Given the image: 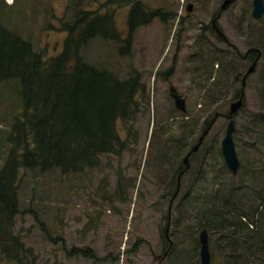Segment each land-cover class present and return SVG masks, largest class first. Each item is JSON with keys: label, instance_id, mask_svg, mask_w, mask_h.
Masks as SVG:
<instances>
[{"label": "rangeland", "instance_id": "374dc122", "mask_svg": "<svg viewBox=\"0 0 264 264\" xmlns=\"http://www.w3.org/2000/svg\"><path fill=\"white\" fill-rule=\"evenodd\" d=\"M106 1L3 0L4 5L11 7L4 10L8 16L2 15L0 23L28 40L32 50L47 60L63 49L65 33L60 30L59 20L73 17L77 9L99 10ZM140 1L148 14L159 11L161 16L133 33L127 25L129 8L109 9L123 41L130 39L129 52L120 53V48L126 47L123 43L101 39L90 41L80 51L85 63L108 68L120 80L139 74L148 98L131 127L135 141L128 137L132 142L128 150L120 156L102 157L97 168L80 175L64 177L55 171L36 176L27 171L21 173V214L16 217L15 230L39 258V264H159L168 248L167 214L177 169L190 150L178 153L173 148L177 144L173 139L183 136L191 145L196 144L215 115L212 129L191 157V168L182 179L177 199L171 203L168 234L173 250L162 264H175L188 252L193 256L191 261L197 258L200 264L195 210L198 204L183 214L178 211L180 201L190 189L193 190L189 192L190 200L198 203L206 188L213 194L214 190L227 188V183L237 188L262 187L264 178L259 173L264 167V124L258 123V119L264 117L261 103L264 52L250 27L264 26V16L259 21L252 20V0H236L221 12L217 21L228 42L225 44L211 29L224 0ZM188 5L191 11H187ZM67 7L73 8L71 13L66 11ZM202 48L218 52V59L225 62L224 69L219 63L218 67L210 68L214 74L209 78L210 65L206 69L198 54ZM250 49H257L260 58L246 78L243 109L232 116L234 146L240 162L238 174L233 177L221 156L220 142L230 120L229 106L242 90L240 80L235 77L244 76L258 55L255 51L248 52ZM250 54V58L242 59ZM170 86L185 100L184 113L175 109L169 96ZM14 96L12 86L0 92L1 134H5L18 112L20 103L11 99ZM193 122L198 123L195 129ZM185 123L192 127L188 138L189 130L181 129ZM119 132L126 139L125 128L120 127ZM163 139L172 141L165 145L173 148L171 159H160ZM251 174L258 179L252 181ZM118 179L119 183L122 180V186L125 179L131 180L124 199L117 195ZM219 260L215 257V262Z\"/></svg>", "mask_w": 264, "mask_h": 264}, {"label": "trees", "instance_id": "16d2710c", "mask_svg": "<svg viewBox=\"0 0 264 264\" xmlns=\"http://www.w3.org/2000/svg\"><path fill=\"white\" fill-rule=\"evenodd\" d=\"M10 7L0 0V21L6 14L4 10H10ZM112 7L113 10L129 8L127 25L130 33L161 15L158 11L148 14L140 0H107L99 10L77 9L73 17L64 16V20H59L60 30L65 33L63 49L47 60L32 50L28 40L0 23V92L12 86L15 96L11 99L20 103L9 128L5 134L0 133V264H39V258L26 247L15 230L16 217L21 214L19 184L23 171L34 176L52 171L64 177L80 175L97 168L102 157L120 156L122 151L128 150L132 143L128 137L135 141L131 127L148 98L139 74L120 80L110 69L90 66L80 56L81 49L94 39L123 43L126 47L120 48V53L129 52L130 39L123 41L116 30L109 12ZM70 9L73 8L67 7L66 11L70 12ZM250 31L260 40L264 52V26L250 27ZM212 52L204 48L198 52L206 69L210 65L208 78L214 74L211 70L215 65L225 68V62L218 59L220 54ZM262 74L264 84V68ZM261 98L264 109V88ZM254 117L258 118L257 115ZM260 118L264 119L263 116ZM262 119H258V123L264 124ZM197 125L193 122V129ZM120 127L125 128L126 139L121 138ZM192 127L185 123L181 129ZM191 133L190 129L186 138ZM153 135L151 133V139ZM173 140L177 143L173 148L180 154V150L190 149L187 151L190 152L196 145L188 143L183 136ZM162 142L160 159H171L173 148L165 146L168 142L172 144L171 139ZM184 169L183 163L177 169L176 186L179 172ZM189 170L181 177L180 190L182 179ZM259 175L264 178V167ZM250 177L252 181L258 179L254 174ZM130 181L125 179V186H122V180L120 183L117 180V195L121 199L126 196V187L132 185ZM261 185L237 188L227 183V188L214 190L213 194L206 188L198 203L190 200L192 189L183 196L178 206L180 214L198 204L195 209L197 230L208 233L211 264H264V180ZM172 250L171 242L166 258ZM192 257L188 252L175 264H199L197 258L191 261ZM215 257L220 258L219 262H215Z\"/></svg>", "mask_w": 264, "mask_h": 264}, {"label": "water", "instance_id": "95a60500", "mask_svg": "<svg viewBox=\"0 0 264 264\" xmlns=\"http://www.w3.org/2000/svg\"><path fill=\"white\" fill-rule=\"evenodd\" d=\"M235 1L236 0H224L222 2V5L220 6L219 14L221 12L225 11ZM187 11H191V6L188 7ZM263 16H264V0H252V12H251L252 20L259 21L262 19ZM218 18H219V16H217L212 22L215 34L217 37L222 38L226 41V38L224 37L223 33L216 26V22H217ZM234 48L236 49V47H234ZM250 51H255L258 53V55H257L255 61L252 63V65L250 66V68L248 69V71L246 72V74L243 76V78L241 80L242 90H241L240 96L235 101H233L229 106L228 117L230 118V120L226 126L224 136L220 142L221 156L224 160V164H225L226 168L228 169V171L230 172V174L233 177L237 176V174H238L240 162H239V159H238V156H237V153L235 150V146H234L233 134L235 132V121L232 119V116L238 110L243 109L244 100H245L244 88H245L246 78L249 74H251L254 71V67L260 58V52L257 49H250L248 52H250ZM169 96L174 102L175 109L184 113L186 111V102L182 98V96L180 94H178L177 90L173 86H170V88H169ZM216 118H217V115H215V120H216ZM215 120L213 122H211V124L207 127V129L201 135V137L199 138L196 145L192 148V150L184 158H182V163L184 164L185 169L182 170L177 177L176 190H175V193H174L172 199L170 200L169 210H168V223H167L165 235L169 241V243H168L169 246H168L167 250L164 252V254L162 255L159 264L163 263V261L165 260V258L167 256L169 248L171 246V241L169 240V237H168L169 221H170V207H171L172 201L175 199L176 195L178 194V192L180 190L181 177L190 168V161H189L190 155L192 153L198 151V149L200 148V146L203 143L205 136L210 132V129L212 128ZM198 241L200 244V250H199L200 264H211L210 252H209V247H208V233L206 230H202L199 233Z\"/></svg>", "mask_w": 264, "mask_h": 264}, {"label": "flooded vegetation", "instance_id": "af4514ba", "mask_svg": "<svg viewBox=\"0 0 264 264\" xmlns=\"http://www.w3.org/2000/svg\"><path fill=\"white\" fill-rule=\"evenodd\" d=\"M188 7H189V5H188ZM188 7H187V9H188ZM158 12H159V11H158ZM221 14H222V13L219 14V12H218L217 16H219V18L217 19V21L220 19ZM160 16H161V15H160ZM160 16H159V17H160ZM217 16H216V17H217ZM216 17H215V18H216ZM215 18H213V20H214ZM213 20H212V22H213ZM212 22H211V29L214 31V28H213ZM216 26H217V22H216ZM214 33H215V31H214ZM215 35H216V34H215ZM218 39H220V41H223L225 44H228V42H226V41L223 40L222 38H219V37H218ZM234 51H235V50H234ZM235 52L239 55V52H238V51H235ZM248 58H250L249 55H248V56H244V57H242L243 60H246V59H248ZM242 77H243V76H241V78H240V74H239L238 76L235 77V80H236V81L240 80V85H241ZM240 90H241V89H240ZM240 93H241V91L239 92V94H240ZM239 96H240V95H239ZM239 96H238V97H239ZM238 97H237V98H238ZM235 100H236V99H235ZM198 150H199V149H198ZM188 153H189V152H187L186 155H187ZM194 153H196V152H194ZM194 153H192V154H194ZM192 154L190 155V157L192 156ZM186 155H185V156H186ZM185 156H184V157H185ZM184 157H183V158H184ZM190 157H189V159H190ZM189 161H190V160H189ZM180 172H181V171H180ZM180 172H179V173H180Z\"/></svg>", "mask_w": 264, "mask_h": 264}]
</instances>
